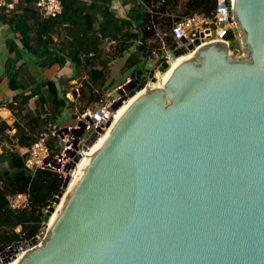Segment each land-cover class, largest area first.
<instances>
[{"label":"water","instance_id":"1","mask_svg":"<svg viewBox=\"0 0 264 264\" xmlns=\"http://www.w3.org/2000/svg\"><path fill=\"white\" fill-rule=\"evenodd\" d=\"M230 14L246 53L208 41L146 85L15 264H264V0H232ZM150 66L124 84L130 96Z\"/></svg>","mask_w":264,"mask_h":264},{"label":"trees","instance_id":"2","mask_svg":"<svg viewBox=\"0 0 264 264\" xmlns=\"http://www.w3.org/2000/svg\"><path fill=\"white\" fill-rule=\"evenodd\" d=\"M14 1L15 7L7 12L6 19L0 14L1 21L18 31L21 45L19 48L10 40L14 55L5 65L12 91L5 105L14 115L10 123L0 118V244L32 238L41 227L45 209L60 192L63 177L49 168L30 171L20 147L28 146L40 130L56 123L63 109L73 104L65 96L66 90L61 89L59 80L63 75L57 80L46 77L33 81L25 61L16 64L21 50L31 54L41 68L70 63L67 83L78 77L83 67L85 75L76 100L82 111L92 106L105 88L114 85L110 59L124 57L121 67L130 69L127 76H135L148 56L157 52L158 33L168 31L172 22L185 14L210 13L216 5V0H121L126 5L121 15L114 9L113 0H61V13L47 17L37 10L35 0ZM174 10L180 16L174 18ZM223 35L235 48L234 30L228 28ZM164 37L171 45L170 35ZM19 191L28 193L29 202L27 207L13 209L9 197Z\"/></svg>","mask_w":264,"mask_h":264},{"label":"built area","instance_id":"3","mask_svg":"<svg viewBox=\"0 0 264 264\" xmlns=\"http://www.w3.org/2000/svg\"><path fill=\"white\" fill-rule=\"evenodd\" d=\"M231 4L232 0H216V5L210 13L196 11L185 14L174 20L168 31L163 34L161 32L158 33V50L157 52L153 51L148 56V59L151 60L152 75H149L148 71L144 72L137 83L141 87L140 90H143L146 85L153 86L152 76L158 80V74L162 72L158 68L159 64L163 60L169 64L176 57L173 53L175 49L186 48L184 53H190L196 47L208 41L222 39L228 42L224 38L223 33L230 28ZM35 6L42 15L47 17H55L62 11L61 0H35ZM13 7H15L14 0H0V11ZM166 33L171 37V45L165 41L164 34ZM190 44L193 48H189ZM131 78H134V76H127L114 89L104 92L92 106L79 111L76 114V121L69 124L51 123L40 130L28 146L20 147V152L24 156L25 166L32 172L38 168L53 169L63 179L67 175H69V181L72 178L74 179L78 174H75V170L79 162L88 156L92 145L105 136L112 122L119 115V107L132 96L128 93L134 87L124 88V84ZM70 83V88L65 91V96L68 101L75 102L79 95V85L76 83V79H72ZM119 87L123 89L126 98L122 99V104L118 108L112 110L110 108L111 104L120 97L117 91ZM12 119L13 117L9 116L8 123ZM91 136L95 137L92 143L89 144ZM8 202L13 209L24 208L28 205L29 195L25 191L16 192L9 197ZM46 226L47 223L44 224L42 222L38 232L32 236L37 239V243L45 235ZM32 246L34 245L29 243V239L18 240L12 244L2 243L0 244V259L10 258L5 263L8 264L16 260Z\"/></svg>","mask_w":264,"mask_h":264},{"label":"crops","instance_id":"4","mask_svg":"<svg viewBox=\"0 0 264 264\" xmlns=\"http://www.w3.org/2000/svg\"><path fill=\"white\" fill-rule=\"evenodd\" d=\"M115 2L121 8L118 11L121 15L124 14L126 5H123L121 0H113V6H115ZM14 8V7H13ZM13 8H5L0 11L1 16L5 19L7 18V12ZM123 8V10H122ZM38 10V9H37ZM122 10V11H121ZM32 13V12H31ZM34 13V11H33ZM6 14V16H5ZM10 40H13V43L20 48V41H19V33L15 31L11 25L5 20L1 21L0 18V114L9 110L5 103L10 99L12 96V91L8 85V78L9 75L5 73V65L6 60L14 55L13 52L10 51ZM27 52L21 50V58L17 60L16 64L25 61V66L27 70L30 72L31 79L39 80L46 77H51L57 80V77L60 76H68V71L64 69V65L62 67H58L57 64H53L47 68H41L35 64V61L32 59H27ZM71 81V80H70ZM69 81V82H70ZM2 117V116H1ZM8 120V119H6Z\"/></svg>","mask_w":264,"mask_h":264},{"label":"rangeland","instance_id":"5","mask_svg":"<svg viewBox=\"0 0 264 264\" xmlns=\"http://www.w3.org/2000/svg\"><path fill=\"white\" fill-rule=\"evenodd\" d=\"M115 6H113L114 7V9L118 12L119 10H120V6L119 5H117V2H115ZM123 10V9H122ZM121 10V11H122ZM175 12L174 13H172V16H174V18H175V16H180V13H177V12H179V11H177V10H174ZM230 26V28L232 29V30H234V33H235V36H236V38H237V43H236V47L235 48H233V49H231L230 50V54L231 55H234V56H241V55H243V54H245L246 52H245V44H244V42H243V31L242 30H240L237 26H236V24L234 23V22H231V24L229 25ZM162 30V29H161ZM160 30V31H161ZM104 45H105V48L107 49V45L108 44H106V43H104ZM27 54H29V53H27ZM26 54V55H27ZM27 59H30V60H32V59H34L33 58V56L31 55V54H29V56H27ZM123 63H124V57H121V56H117V57H114V58H112V59H110L109 61H108V64H109V66H110V70H111V72H110V78L111 79H113V81H114V85L113 86H109V87H107V88H105L103 91H102V94L101 95H103L104 94V92H106L107 90H112V89H114V87H116L115 86V84H117L118 82H123L124 81V79L126 78V76L127 75H129L130 74V69L129 68H124V67H121L122 65H123ZM64 69L66 70V71H68V74H71V64L70 63H66L65 65H64ZM85 75V72H84V68L82 67L81 68V72H80V74L79 75H77L78 77H75L74 79H76V83H78V85H79V87H80V80H81V78L83 77ZM66 76H62V78L59 80V82H60V86H61V89L63 88V89H65V90H67L68 88H70V85H71V83L68 81V83H67V79L65 78ZM161 82V81H160ZM69 90V89H68ZM29 106L32 108L33 106H34V100H33V98L30 100V102H29ZM80 110H79V106H78V104H77V101H75V102H73V104L72 105H69V106H66L64 109H63V111H62V113L58 116V118L56 119V124H58V123H62V124H69V123H72V122H74V121H76V114L79 112ZM12 115H14L13 114V112L12 111H10V110H7V111H5V112H2L1 114H0V118H3V119H8V121H9V116H12ZM2 116V117H1ZM7 121V120H6ZM7 121V122H8ZM3 164H5V163H3ZM56 209H58V204H57V206H56Z\"/></svg>","mask_w":264,"mask_h":264},{"label":"bare ground","instance_id":"6","mask_svg":"<svg viewBox=\"0 0 264 264\" xmlns=\"http://www.w3.org/2000/svg\"><path fill=\"white\" fill-rule=\"evenodd\" d=\"M191 54H192V52H190V53H182V54H180V55L174 57V58L170 61L168 68H166L164 71H162V72H160V73L158 74V80H155V81H154L153 86L161 85V84H162V82L165 80V78H166V76H167V73H168V72L172 69V67L174 66L175 61H176V62H180L181 60H183V59L189 57ZM160 81H161V82H160ZM141 92H143V90H139V91H137L135 94H133V95L129 98V100H128L127 102H125L124 104H122V105L119 107V109H118V114H121V113L125 110V108L129 105V103L132 102V101L134 100V98H136V96H138ZM103 138H104V137H103ZM103 138L97 140V141L92 145V147H91V151H94V150L100 145V143H101V141L103 140ZM86 160H87V157H86L85 159H83L81 162H79L78 166L76 167L75 174L79 173V172L82 170V166H84L83 164L86 163ZM76 178H77V177H76ZM76 178H75V179L72 178V179L70 180L68 186L66 187L65 191L63 192V194H62V196H61V199H60V201H59V203H58V208H59L60 205L62 204L61 202H63L64 199L66 198L68 192L71 190V188H72V186H73V184H74ZM56 210H57V209H56ZM56 210H55V212L52 214V217H51L50 221L53 220V218H54V216H55V214H56ZM17 260H18V259L14 260V261H11V262H9L8 264H15V263L17 262Z\"/></svg>","mask_w":264,"mask_h":264},{"label":"flooded vegetation","instance_id":"7","mask_svg":"<svg viewBox=\"0 0 264 264\" xmlns=\"http://www.w3.org/2000/svg\"><path fill=\"white\" fill-rule=\"evenodd\" d=\"M144 74V72L142 73V75ZM142 77V76H141Z\"/></svg>","mask_w":264,"mask_h":264}]
</instances>
